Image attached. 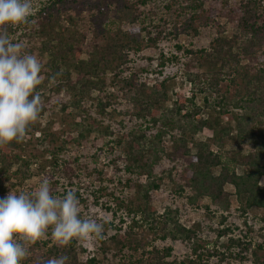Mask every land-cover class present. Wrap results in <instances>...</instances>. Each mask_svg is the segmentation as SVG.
<instances>
[{"label":"trees","instance_id":"trees-1","mask_svg":"<svg viewBox=\"0 0 264 264\" xmlns=\"http://www.w3.org/2000/svg\"><path fill=\"white\" fill-rule=\"evenodd\" d=\"M115 2L119 5L117 12L121 18L132 24V30L138 35L144 34L151 46L164 39L197 36L200 29L210 26L217 28L216 36L208 48L192 50L176 46L197 59L199 70L185 72L190 85L189 96L176 94L171 104L166 105L170 97L165 81L147 86L138 81L135 72L129 73L128 77L122 76L121 66L127 61L125 49L130 43H136L129 31L105 29L98 25L101 19L94 17L89 19V34L64 33L60 24L62 17L69 18L81 6L91 9L94 0H41L27 24L9 28L14 41H22L23 37L38 39L37 54L45 67L42 83L60 73L50 89L55 93L72 92L74 99L69 106L78 108L79 100L91 90L103 91L108 74H112L121 83V90L130 94L136 109L130 114L159 127L151 139L143 132H129L124 134V139L116 141L123 147L124 169L145 175L147 183L136 184L137 203L114 198L112 214L117 216L120 212V215L116 225L103 221L105 230L112 227L114 233L109 236L105 232V238L100 241L101 259L91 256L81 262L75 241L66 248H58L50 239H44L32 247L31 255L23 264H42L43 260L62 254L69 257L68 264H243L246 259L252 264H264V255L259 254L264 250V242L252 244L230 237L231 229L227 227L216 231L217 238L227 237V243L221 246L223 250L214 247L209 251L199 242L200 231L178 223V209L165 208L161 215H156L148 207L150 193L159 188L162 180V177H152L157 150L163 152L162 147L159 149L161 139L171 134L175 150L180 148L189 158L183 169L186 182L178 187V194H182L180 196H184L189 205L202 206L208 215L214 213L201 202L207 201L217 209L228 210L233 195L243 213L251 209L262 213L264 228V0ZM218 16H225L228 22L235 21L237 31L227 35L223 24L217 21ZM238 77L242 85L239 91ZM223 81L236 87L230 98L220 94L219 85ZM37 91L40 92V86ZM197 94H204L201 107L194 102ZM109 105L110 97L104 101L97 99L99 115L106 114ZM66 108L64 105L61 110ZM210 109L217 110L216 117L207 113ZM217 116L225 118L227 124L219 126ZM91 124L81 126L82 130L73 140L78 142L84 138L83 133L93 132L98 123L91 121ZM103 130L107 132V129ZM173 130L176 134L172 135ZM203 130L211 136L204 141L195 139ZM21 145L22 142L13 143L8 149L0 150V198L17 181L31 176L33 161L17 153ZM54 163L57 165L56 159ZM236 169L240 171L236 172ZM171 173L168 172V178ZM129 182L127 180L126 184ZM227 186L232 191H228ZM220 217L222 222L226 220L223 215ZM167 238L186 243L189 255L181 261L169 260L172 248L155 246L157 241ZM107 253L117 261H108ZM105 261L107 263H103Z\"/></svg>","mask_w":264,"mask_h":264},{"label":"rangeland","instance_id":"rangeland-1","mask_svg":"<svg viewBox=\"0 0 264 264\" xmlns=\"http://www.w3.org/2000/svg\"><path fill=\"white\" fill-rule=\"evenodd\" d=\"M94 2L90 5L91 9L81 6L77 13L68 15L69 18L62 17L60 24L65 29V34H89L91 28L89 19L94 17L101 19L98 25L105 29L129 31L130 37H133L136 43H130L125 49L127 61L121 66L122 76L128 77L129 73L135 72L138 75V81L147 86L165 81V88L170 97L166 105L171 104L176 94L189 96L190 85L186 81L185 72L193 73L199 70L198 61L182 49H177L176 46L192 50L208 48L209 42L216 36V27L200 29L197 36L180 37L178 40L164 39L155 46H151L147 44L144 34L138 35L135 30H132L133 25L121 18L120 13L117 12L119 5L115 0H94ZM40 3L41 0H33L35 10ZM217 21L223 24L227 35L237 31L235 21L228 22L225 16H218ZM22 41L26 45L27 52L38 56V39L23 37ZM42 64L44 66V62ZM52 82L51 79L47 83H41L40 93L43 105L40 118L22 141L21 148L17 150L22 158L33 161L30 165L31 176L24 181H17L13 187L8 188L6 194L9 190L17 192L32 190L46 178L54 195L66 194L68 189H74L80 200L83 215H92L100 222H112L116 225L120 212L117 216L112 214L114 198L137 203L136 184L143 186L147 183L145 175H138L124 169L123 147L118 146L116 141L124 139V134L129 132H143L147 139H151L158 132L159 127L152 126L146 119H137L130 114L132 111L136 112L130 94L121 90V83L116 81L112 74H108L103 91L100 93L97 90L89 91L79 100L78 108L68 105L74 99L72 92L61 90L55 93L50 89ZM236 84H239L237 88L239 91L241 85L239 77ZM235 88L229 81H223L219 85L220 94H226L229 98L235 94ZM203 96L204 94L196 95L194 100L196 105L200 107L203 105ZM106 97H110V105L105 110L106 114L99 115L97 99L101 98L104 101ZM64 105H67V108L61 110ZM214 110L210 109L207 113L216 117L217 110ZM217 118L219 126H224L228 122L225 118L219 116ZM91 121L98 123L97 128L93 126L95 129L93 132L83 133L84 138L75 142L73 139L76 138L78 131L82 130L81 126L92 125ZM103 129H107V132ZM172 132V135L176 134V130ZM210 136V132L203 130L194 138L204 141ZM160 147L164 150L163 152L157 150L158 159L153 166L152 177H162V180L159 182V188L150 193L148 204L150 210L156 215H161L165 208L178 209V223L185 228L200 231L199 242L209 251L214 247L219 251L223 250L221 246L227 243V237L217 238L216 231L227 227L231 229L230 237L241 238L252 244L264 242L262 213L254 209L243 213L233 195L230 197L228 210L217 209L215 205L207 201L201 202V205H208L213 215H208L202 206L189 205L184 196L178 194V187L184 186L186 182L183 169L189 162V158L184 156L180 148L175 150L171 134L162 137L159 149ZM169 171L172 173L168 178ZM239 171L236 169V172ZM127 180H130L129 186L126 184ZM226 189L232 191L229 186ZM222 215L226 218L224 222L221 221ZM105 232L110 236L114 233V228L108 227ZM75 246L79 261L84 262L91 256L101 259V242L85 245L75 241ZM155 246L158 249L171 247L169 260L181 261L190 253L189 246L178 239L167 238L165 241H157ZM259 254L263 257L264 250ZM107 257L108 261L111 260L113 263L117 261V258L109 253ZM232 261L238 262L235 259ZM243 264H252V262L246 259Z\"/></svg>","mask_w":264,"mask_h":264},{"label":"clouds","instance_id":"clouds-1","mask_svg":"<svg viewBox=\"0 0 264 264\" xmlns=\"http://www.w3.org/2000/svg\"><path fill=\"white\" fill-rule=\"evenodd\" d=\"M34 11L33 0H0V150L21 143L42 111L37 89L44 66L37 55L26 51L23 41H14L9 34L10 27L27 24ZM104 238L105 224L82 214L75 190L54 195L46 178L32 190H9L0 198V264H23L32 247L44 239L66 248L73 241L94 245ZM68 260L62 254L42 264H68Z\"/></svg>","mask_w":264,"mask_h":264}]
</instances>
